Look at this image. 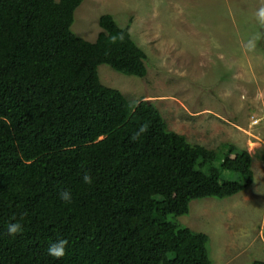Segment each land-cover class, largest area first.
<instances>
[{
  "label": "trees",
  "instance_id": "1",
  "mask_svg": "<svg viewBox=\"0 0 264 264\" xmlns=\"http://www.w3.org/2000/svg\"><path fill=\"white\" fill-rule=\"evenodd\" d=\"M81 2L0 0V264H211L209 236L176 218L248 188L252 155L191 142L153 102L103 84L101 64L144 77L146 53L109 13L93 41L75 34ZM61 239L65 255L49 256Z\"/></svg>",
  "mask_w": 264,
  "mask_h": 264
},
{
  "label": "rangeland",
  "instance_id": "2",
  "mask_svg": "<svg viewBox=\"0 0 264 264\" xmlns=\"http://www.w3.org/2000/svg\"><path fill=\"white\" fill-rule=\"evenodd\" d=\"M264 0H82L71 30L93 41L109 13L146 53L139 78L101 64L100 81L130 102H153L169 129L215 147L229 141L252 155L254 178L228 198L190 202L176 219L209 236L211 264L264 260ZM259 35V39H256ZM254 41V47L249 42ZM198 174L194 178H198Z\"/></svg>",
  "mask_w": 264,
  "mask_h": 264
},
{
  "label": "clouds",
  "instance_id": "3",
  "mask_svg": "<svg viewBox=\"0 0 264 264\" xmlns=\"http://www.w3.org/2000/svg\"><path fill=\"white\" fill-rule=\"evenodd\" d=\"M257 18L260 21L261 24H264V7H261L258 12H257ZM111 41L114 43L116 38L115 37H111L110 38ZM256 39H259V35H257ZM249 47H254V41H250L249 42ZM141 131H144V128H141ZM84 183L86 184H91L92 183V178L89 175H85L83 177ZM59 196L62 200L66 201V202H70L71 200V196L70 193L67 191H62L61 193H59ZM8 234L10 236H14L16 234L21 233L22 231V226L19 224V222L17 223H11L8 226ZM67 246V241L66 240H58L57 242L51 244L48 249H47V254L51 257H54L56 259H60L65 255V249Z\"/></svg>",
  "mask_w": 264,
  "mask_h": 264
}]
</instances>
